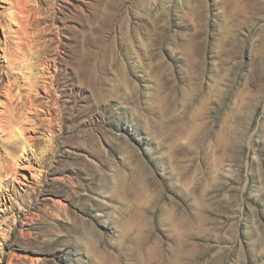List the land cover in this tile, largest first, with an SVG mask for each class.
I'll list each match as a JSON object with an SVG mask.
<instances>
[{
    "label": "rangeland",
    "instance_id": "obj_1",
    "mask_svg": "<svg viewBox=\"0 0 264 264\" xmlns=\"http://www.w3.org/2000/svg\"><path fill=\"white\" fill-rule=\"evenodd\" d=\"M0 182V264H264V0H0Z\"/></svg>",
    "mask_w": 264,
    "mask_h": 264
},
{
    "label": "bare ground",
    "instance_id": "obj_2",
    "mask_svg": "<svg viewBox=\"0 0 264 264\" xmlns=\"http://www.w3.org/2000/svg\"><path fill=\"white\" fill-rule=\"evenodd\" d=\"M46 63H47V62H46ZM46 65H47V64H46ZM46 65H45V66H46ZM48 65H49V64H48ZM18 136H21V133H18ZM20 150L23 151V150H24V146H22ZM15 158H18V156L15 157ZM0 184H1V182H0Z\"/></svg>",
    "mask_w": 264,
    "mask_h": 264
}]
</instances>
